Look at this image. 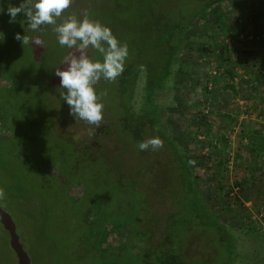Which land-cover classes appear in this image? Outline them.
I'll use <instances>...</instances> for the list:
<instances>
[{
    "label": "rangeland",
    "instance_id": "obj_1",
    "mask_svg": "<svg viewBox=\"0 0 264 264\" xmlns=\"http://www.w3.org/2000/svg\"><path fill=\"white\" fill-rule=\"evenodd\" d=\"M21 2L5 0L6 11ZM85 12L129 48L124 72L95 86L99 128L76 120L60 96L55 71L72 50L55 26L27 32L23 13L1 20L0 2V207L31 264H264V154L256 159V147L240 141L246 129L264 139V0H73L57 25ZM17 33L43 44L23 45ZM157 136L162 148L139 149ZM176 159L191 168L188 190L224 230L222 243L186 204L175 205ZM17 190L27 199L20 210ZM188 223L197 242L187 258H195L178 262ZM146 224L151 245L139 244ZM164 234L171 246L155 251ZM0 264H18L1 223Z\"/></svg>",
    "mask_w": 264,
    "mask_h": 264
},
{
    "label": "clouds",
    "instance_id": "obj_2",
    "mask_svg": "<svg viewBox=\"0 0 264 264\" xmlns=\"http://www.w3.org/2000/svg\"><path fill=\"white\" fill-rule=\"evenodd\" d=\"M73 0H22L17 6H9V23L16 21L17 15L23 13L27 18V28L37 31L42 25H53L61 47L72 51L64 57V69L57 68L55 75L60 78L59 88L62 100L70 107V115L76 120L85 121L97 128L103 120L104 103L102 95L96 92V84L103 77L105 80L115 81L125 70V61L129 55L126 43L121 44L113 34L110 27L99 20L90 19L85 12L82 19L76 15H69L57 25V19L70 8ZM15 39L22 41L23 45L29 43L41 46L43 41L39 38L30 41L27 35H15ZM90 49L97 50L102 60L94 59ZM141 151L149 148L157 150L163 147L160 137H153L138 142ZM189 163L194 164L195 161ZM5 198V190L0 188V200Z\"/></svg>",
    "mask_w": 264,
    "mask_h": 264
},
{
    "label": "trees",
    "instance_id": "obj_3",
    "mask_svg": "<svg viewBox=\"0 0 264 264\" xmlns=\"http://www.w3.org/2000/svg\"><path fill=\"white\" fill-rule=\"evenodd\" d=\"M0 2H1V9H2V14H3V16H2V19L1 20H3V19H6L7 18V11H6V6H5V0H0ZM1 25V24H0ZM223 51H224V53H223ZM221 54L225 57L224 59L226 60V57H227V55L229 54V50H228V48L224 45V46H222V48H221ZM233 72V70L231 71L230 70V68L229 67H227V69L225 70V74H227V75H229V76H232V73ZM204 91L207 93L208 91H207V89H204ZM256 135H259L258 134V132L257 131H255V132H252V131H250V130H244V133L243 134H241V136H240V141L242 142V140L245 138V139H247L248 140V142H249V144L251 145L250 147L252 148V149H254L255 147H256V149H257V151H254L253 150V155L256 157V159H258V160H260L261 158H262V155L264 154V139H262V142L260 143H258L256 140H258V138L257 137H255ZM175 168H176V170H177V172H178V175H179V188H180V185L183 187L182 188V190L180 191L179 190V194H178V198H176V201H175V205H183V203L184 204H186V209H183L184 211H187L189 214H191L193 217H195L196 218V220L198 221L197 223L199 224V225H201V224H203V223H205L206 225L205 226H208L209 227V229H210V231H207V232H209V233H207V235L209 234V235H211L210 233H212L214 236V242H219V240H221V243L223 242V240L221 239V237H220V232H222V231H224V230H222V228H220V225L218 224V223H216L215 222V220L213 219L214 217H213V215L211 214V212L209 211V209H208V207H206L202 202H201V200H200V198L194 193V190H188V187H187V184H188V181H189V176H192L193 174H192V170H191V168H189L188 169V173H186L185 171H184V169H183V167L180 165V164H178V161H177V159H176V162H175ZM15 169L17 170V173H23L22 171H21V169L19 168V167H17L16 165H15ZM20 176L21 175H19V177H16V180H17V182H18V184H17V188H19V190H20V192H24L23 190H25V187H24V183H23V181H24V179H22V178H20ZM24 176V175H23ZM22 176V177H23ZM24 178V177H23ZM22 180V181H21ZM244 183V182H243ZM239 185V184H238ZM39 185L38 184H36L35 186H32V188H37ZM242 189H244L245 188V186L243 185V184H240L239 185ZM17 192H18V190H17ZM19 193V192H18ZM19 198H18V203L20 204V206L18 207L19 209H17V210H20V208L22 207V205L23 204H25L26 202V200L27 199H24V197L25 196H22L20 193H19ZM188 196H191V198H190V203L194 206V208H192V207H188L187 208V204H188V198H185V197H188ZM192 202H194V204L192 203ZM190 204V205H191ZM182 209V208H181ZM102 212V211H101ZM101 214V213H100ZM173 214H176L175 216H173V221L174 222H176V224H178L179 225V220L180 219H177V217H178V214H177V212L174 210V212H173ZM172 216V215H171ZM146 219V218H145ZM175 219H176V221H175ZM170 220V219H169ZM205 220H208V223L210 224H207L206 223V221ZM147 220H142V223L143 222H146ZM189 224V223H188ZM139 226V225H138ZM195 224H189L187 227H182L181 226V228L182 229H185L186 231H187V233H186V235L185 236H188L187 238L188 239H190V244L187 246V249H186V251H184L183 253L182 252H180V250H179V253H180V255H179V258H177V261L178 262H180V261H183V260H185V261H187V262H190V261H193V259L195 258V257H193V258H191V259H188L187 258V256L188 255H190V252H191V248L194 246V244H195V242H197L196 240H195V232H194V229H195ZM176 227V226H175ZM180 227V226H179ZM166 228V229H165ZM165 228H164V231H166L167 230V232H168V234H169V231H173L174 230V227H166L165 226ZM204 228V227H203ZM169 230V231H168ZM138 231L140 232V234H141V232H143V239L141 240V242H139V244H142V242L144 241V242H146V243H148L147 245H151L150 243H151V241H152V238H150L149 240L146 238V235H147V232H148V230H147V224H146V226L144 227V226H141L140 225V227H139V229H138ZM151 231V230H150ZM153 231V230H152ZM182 231V230H181ZM185 231V232H186ZM154 233V231L152 232V234L150 233V236H152L153 237V234ZM223 233V232H222ZM212 236V235H211ZM132 238H134V240H135V236H132ZM163 238V240H162V243L163 244H165L166 243V246H164L163 248H162V244L159 246V247H157L156 249H155V251H159V252H161L163 249H166L167 251H168V248H166V247H169V246H171L170 245V242L168 241V236H165V234H164V236L162 237ZM131 242H132V239H131ZM143 242V244H145ZM131 244V243H130ZM136 244H138V243H136ZM177 244L178 243H174V244H172L173 245V247H174V249L176 250L177 249ZM152 247V246H151ZM176 247V248H175ZM231 249H232V247L229 249L230 251H228V253H229V259H231ZM142 250H145L146 251V253L148 254V252H149V250H147V248H145V247H143L142 248ZM178 250V249H177ZM176 250V251H177ZM213 250V249H212ZM149 253H152V252H149ZM229 259H227L228 261H229ZM200 261L201 262H203L201 259H200ZM203 263H205V262H203ZM208 263H211V264H214L215 263V261L214 260H212L211 258H210V260H208ZM206 264V263H205Z\"/></svg>",
    "mask_w": 264,
    "mask_h": 264
},
{
    "label": "water",
    "instance_id": "obj_4",
    "mask_svg": "<svg viewBox=\"0 0 264 264\" xmlns=\"http://www.w3.org/2000/svg\"><path fill=\"white\" fill-rule=\"evenodd\" d=\"M0 223L6 232L9 234L10 247L15 253L18 264H31L28 254L25 252L20 238L17 234V227L10 215L2 210L0 207Z\"/></svg>",
    "mask_w": 264,
    "mask_h": 264
},
{
    "label": "crops",
    "instance_id": "obj_5",
    "mask_svg": "<svg viewBox=\"0 0 264 264\" xmlns=\"http://www.w3.org/2000/svg\"><path fill=\"white\" fill-rule=\"evenodd\" d=\"M197 131H198V130H197ZM250 131H252V130H250ZM199 132H200L201 134H203V131H202V130H201V131L199 130ZM211 132H213V130H211Z\"/></svg>",
    "mask_w": 264,
    "mask_h": 264
}]
</instances>
